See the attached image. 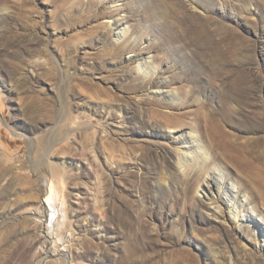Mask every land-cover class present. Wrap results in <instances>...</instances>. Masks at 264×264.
Masks as SVG:
<instances>
[{"label":"rangeland","instance_id":"obj_1","mask_svg":"<svg viewBox=\"0 0 264 264\" xmlns=\"http://www.w3.org/2000/svg\"><path fill=\"white\" fill-rule=\"evenodd\" d=\"M0 264H264V0H0Z\"/></svg>","mask_w":264,"mask_h":264},{"label":"bare ground","instance_id":"obj_2","mask_svg":"<svg viewBox=\"0 0 264 264\" xmlns=\"http://www.w3.org/2000/svg\"><path fill=\"white\" fill-rule=\"evenodd\" d=\"M127 31H128V29H125L124 32L127 33ZM120 37L121 36L117 35V39H119ZM136 69H137L136 72L147 76V75L155 74L157 67L153 66V64H151V61H149L148 63L147 62H144V63L141 62V64L137 65ZM179 136H181V135H179ZM189 140L190 141L187 140L186 142L185 141H178L177 142V144H179V145H184V144L189 143L188 149H182V150H184V151H182V153H180L179 152L180 150H178V156H177L178 157V163H179L180 168H182V169H184L183 167L185 165H187L188 163H192L193 161H195V159L196 160L202 159L203 162L211 159L210 151L205 148V146L202 144L201 138L198 137L197 134L191 136L189 138ZM212 160H213V158H212ZM213 161H216V159H214ZM216 163H217V161L211 163L213 168H218L216 166ZM234 186H235V184L232 183L231 192L234 189ZM201 190L203 191V198L205 200H208V202H210L212 207L215 209V212H217L221 216L226 215V218H227V215H230L232 219H235L238 221L243 219V215H241L242 214V208L244 209L243 203L241 204L240 202H236L234 200V198L231 197L229 194H223L221 192L222 190H221L220 183L216 184L215 182L214 183L208 182L206 187L201 188ZM53 194H54L53 193V186L50 185L49 189H48V194L44 198V200L41 201V204L46 206V203H48L52 208L51 209L52 210V217L58 218L59 216H58L57 210L54 207ZM221 194H223V195H221ZM221 196H224L225 208H223L222 205L220 204V200H222ZM247 201H248L247 197L245 196V202H247ZM226 209H227V211H226ZM45 227H46V234H47L50 231V228H49L50 225H49L47 220L45 221ZM51 227H53V226H51Z\"/></svg>","mask_w":264,"mask_h":264},{"label":"built area","instance_id":"obj_3","mask_svg":"<svg viewBox=\"0 0 264 264\" xmlns=\"http://www.w3.org/2000/svg\"><path fill=\"white\" fill-rule=\"evenodd\" d=\"M46 206H47V205H46ZM47 211H48V214H49V213H50V214L48 215V218H47V217H46V218L49 220V224H50L52 220H56L57 218H56V217H55V218L51 217V216H52V210H51L50 207H48ZM40 216L42 217V215H40ZM49 217H50V218H49ZM44 222H45V221H44Z\"/></svg>","mask_w":264,"mask_h":264}]
</instances>
